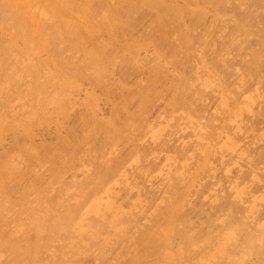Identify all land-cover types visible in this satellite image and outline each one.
<instances>
[{"label":"rangeland","instance_id":"1","mask_svg":"<svg viewBox=\"0 0 264 264\" xmlns=\"http://www.w3.org/2000/svg\"><path fill=\"white\" fill-rule=\"evenodd\" d=\"M106 1L107 4L111 5L113 0ZM182 1L180 0V5L185 0ZM243 1L245 2L243 3ZM253 1H226L227 3L224 2L225 6L224 3L222 4L226 10L218 13L219 16L210 5H206V3L204 5L203 2L199 1L198 4L201 6L197 5V7L200 6L199 8L203 10L202 14L204 13V15L201 14V17L194 14L185 15L186 18L193 16L197 22L195 21L193 26H190L193 27V44L191 43L193 47L191 51L193 52L190 51L192 54L186 57L187 65L184 68L180 62V55L184 60V52L180 49L179 39L174 36L169 44L175 49L177 61L169 60L170 48H167L166 45L160 46L149 43L148 39L141 37L145 32L147 34V28L150 29L149 26L153 19L152 12H145L139 16L140 20H137L139 18L136 17L137 11L136 14L132 13V16L135 14L137 18H133V21L136 20L137 23L135 25L132 23L133 27H130L132 28V30L130 29L132 32L129 30L131 36L129 32H126V37L129 35V39L127 37L126 41L135 40L137 43L134 44V49L124 60L120 57L114 59L115 62L107 69V76L109 77H107V83L103 82L106 86L102 83L91 82L88 79L78 80L77 86L72 89L73 94L70 91V96L68 94L63 99V102L69 100V105H72L64 119L60 117L61 114L55 113L52 105L50 107L53 110L48 105L46 112L52 111L48 113L49 116H52L50 117L52 120L48 118L47 121H38L40 123L36 121L37 123L31 124L32 126L28 129V133H30L28 136L22 134L14 137L11 133H4L1 136L0 156L8 153L11 156L8 157L19 168L15 188L11 190L15 194H19L24 184L25 187L30 183V180L32 183L35 182L32 179L34 180L36 176H39L40 181L48 185V193L43 200H38L33 191L28 194L27 204L33 207L30 214L34 216L37 215L39 204L60 211L65 209L64 200L71 204L75 202L76 197V201L80 200V193L71 185L73 182H70L71 176H74L72 177L73 180L83 182L84 176H92L98 170L100 171L99 167L98 170L96 169L99 163L101 164H99L100 167L108 166L115 171L111 181L107 184L110 191L105 199H108L94 200L98 203L99 214L96 217L89 215L91 218L89 216L81 218L79 215L72 223L68 234L60 236L59 239L58 237L51 238L47 249L37 254V258L42 261L35 263L26 259L24 263L42 264L46 263L45 260H47L49 264H52L53 261L54 264H182L183 262L166 259V256L169 255L168 252H175L180 249L185 256L191 257V261L195 264H227V259L212 254L215 248L218 249L221 246L222 240H225L227 235L228 225L224 223L225 218L222 219L224 212H229L226 209L227 202L230 204L233 202L235 209L232 211L236 215H240L239 212L246 208H251L253 212V203H255L257 208L256 214H253L255 219L253 221L249 217L250 220L248 221L249 223L251 220L253 221L251 222L253 225H249L254 228L260 225V221L262 223L264 217V48L260 46V38L257 35L249 34L250 36L247 35L248 37L244 39V33L235 31V27L240 24L243 25V22L248 26L252 25L255 30L257 29V23L255 21L250 22L254 18L250 12H255V9L257 14L260 13V9L254 5ZM229 2H233V6ZM177 3L179 0L173 3L174 6H179ZM235 4L237 5L236 8L234 7ZM251 6L254 7L251 9ZM247 9L251 11L249 12ZM244 11L247 15H243L245 20L241 15L242 13L245 14ZM140 12L142 13V11ZM175 13L178 14V12ZM182 17L184 16H180V19ZM185 17L182 19L184 20ZM241 17L243 18L242 21ZM246 17L249 23L246 22ZM188 20L189 18L181 22L184 23L182 24L183 28L189 27L194 22V20ZM235 22L237 25L234 24ZM257 25V27L264 26L261 22ZM127 29H129L128 26ZM134 35L135 37H133ZM94 36L97 41L107 37L103 32H98ZM139 37L140 39H138ZM159 49H165L160 58L155 54ZM167 51L168 56L166 57ZM255 52L260 56L258 62L253 61V53ZM80 58H82L80 53L75 54L74 63L78 64L81 61ZM153 75L156 76L154 81L151 80ZM92 83L95 84L92 85ZM108 84L112 89L111 87L107 88ZM118 85L119 87H117ZM187 86L189 107L176 106L173 110L170 105L167 107L177 89L185 90ZM89 95L90 97H88ZM124 100H127L124 110L114 115L115 112H112L114 109L111 106ZM15 101L16 103H12L11 111L8 113L11 112L13 116L19 118L23 112L24 115L30 110L32 112L31 106L25 105L26 107H24L22 103H19L26 100L18 101L15 99ZM70 101L74 103L71 104ZM20 107L24 108L21 109ZM26 108L27 111H24ZM78 113L91 119L94 117L95 120L91 121L89 118L87 122V118L85 119L84 116L85 120L80 121V114L76 116L77 118L75 117ZM69 114L72 116H70L71 119ZM111 116L112 119L113 117L115 119L112 122L114 128H118L119 135L116 138L108 139L107 137L110 136L108 131L109 135L104 131L98 132L99 135L92 132L91 129L97 124L96 121L102 119L103 122L100 120L99 122H105L108 125L111 123L109 120L112 121ZM22 117L19 119H25V116ZM73 117L76 119L79 117V121ZM71 122H75L72 123L73 129L71 128V131L74 130L73 134L76 133L75 130L77 131L74 137L68 133L70 128L67 131ZM58 123L60 126L63 125V127H59L62 128L59 134L55 130V125ZM74 126L77 128L74 129ZM68 134L74 139L68 137ZM82 134L90 143L85 141L86 139L83 138ZM124 134L127 135V138H124ZM29 136L34 143L33 145L39 147L40 151L45 146L51 151L60 136L67 138V140L73 139L69 141L76 147L68 143L69 146L62 148V157L54 160L46 158L45 162L33 160L30 167L27 168V165L21 162V160L24 161V158H22L23 154L20 149L30 148V145L25 143V141L30 142V138H26ZM76 141L80 142L76 145ZM32 142H30L31 145ZM85 143L86 145L83 146ZM23 144L27 147L22 146ZM87 145L90 146L89 151H87ZM11 148H14L13 153H10L12 151L8 152ZM81 148L83 149L80 152ZM105 153L106 155H104ZM71 154L73 155L74 168L65 166V159ZM98 155L101 156L98 157ZM90 160L92 161L90 162ZM62 166L63 169H60ZM56 170H59L60 174L62 173L60 181L53 176ZM186 185L190 186L189 189ZM182 187H184V193H181ZM146 195L150 197L147 199ZM180 196H186L183 202L181 201L183 197ZM87 199L79 206L81 211L87 205L85 204ZM134 200H136L135 204L132 202ZM94 201H90L88 205L94 204ZM107 202L109 206H107ZM170 202L175 204L172 205L171 203L170 205ZM176 202L179 206L182 204L178 210ZM222 202V207H220ZM11 204L13 207L17 205ZM170 206L176 212L178 211L183 218H176L178 222L173 219V222L176 223L174 225L176 226L175 231L167 241H164L159 238L160 228L168 223L169 218H162L161 214L163 210L166 213L172 210ZM259 210L260 212H258ZM13 211L12 213L15 214ZM7 212L5 211L6 218L13 216V214L10 215L11 213L6 214ZM19 212L22 216L18 219L19 221L8 218L12 224L9 222V226L7 223L9 229L6 228L13 237L15 234L21 236L23 227L19 225L25 227L32 220L26 218L28 214L25 211H23L24 215L20 210ZM136 213L139 215L136 216ZM163 214L165 213L163 212ZM211 215H219L218 217H220L212 218L215 224H212V219L207 218ZM133 216L139 218L136 229L143 230V235L136 237L138 232L134 229L123 231L131 223H125L122 219ZM242 219L244 220V218ZM247 220L244 221L247 222ZM32 221L38 223L37 220L36 222L35 220ZM11 226L13 227L11 228ZM13 228L14 230H12ZM248 228L251 230L249 226ZM122 232L124 233L122 234ZM120 233L121 235H119ZM185 237L193 240L195 244L187 245L189 240L186 242ZM208 238H210L208 244L200 242ZM147 246L152 247L147 248ZM101 248H103L102 251ZM135 248L136 251L134 252ZM98 251L101 256H99ZM230 253L238 256L240 252ZM175 254L179 255L178 252ZM98 256L100 257L99 260L97 259ZM183 264H188V262ZM242 264H251V260H246Z\"/></svg>","mask_w":264,"mask_h":264},{"label":"bare ground","instance_id":"2","mask_svg":"<svg viewBox=\"0 0 264 264\" xmlns=\"http://www.w3.org/2000/svg\"><path fill=\"white\" fill-rule=\"evenodd\" d=\"M199 1L203 2L204 5L205 3L206 5H210L218 14L222 12L224 8H226V7L223 8L222 4L224 2L227 3L229 0H191L188 2L185 0L184 2L186 3L184 4L183 2L182 4L181 2L182 5H180V0H179V3H177L179 6L176 5L174 6L173 4L178 2V0H113L111 5L107 4L106 0H0V139L4 133L7 134L11 133L13 134L14 137H17L18 135H22V134L23 136L24 135L28 136L30 134L28 133L29 132L28 129L30 128V126L33 125V123H37L38 121L40 122L47 121L48 118L50 119V117H52L49 116L48 114L49 112H52L51 110L47 109L49 112L48 113L46 112V107L48 105L49 107L52 105L51 107H53L55 113L57 115L61 114L60 117L64 119V117L69 113V110L71 109L70 107H72V105L71 106L69 105L68 102L69 100L68 101L65 100L63 102V99L66 98L69 92L72 91V89L77 86L76 82L78 80L88 79L91 82H98L100 84L107 83L106 81L109 78L107 76L108 75L107 69L119 57L120 59L124 60L126 56L134 49L133 46L137 42L135 40L126 41V38L129 36L127 35L126 37V32L127 33L129 32L130 34L132 32L131 31L132 28L130 27H133L132 23L133 25L137 23L135 22L136 20L133 21V18L134 19L136 17L138 18L139 16L145 14V12L151 11L152 12L151 16H153L152 17L153 19L149 26L151 30L147 28L148 29L147 34L145 32L147 37L145 36V34L141 37H143L144 39H148L149 43L155 45L157 44L160 46L166 45L167 48H170L169 56H168V51L165 53L166 57L168 56L169 60L177 61V59L175 58V49L173 46L169 45L170 41H172L171 38L176 36L181 44L180 49L184 52L183 53L184 60H182L181 57L182 55H180L181 58L180 62L183 64V68L186 67L187 65L186 57H189V54H192L190 53V51L193 48L192 47L193 27L190 26H193V24L197 19L194 20L193 16L187 17L189 18L188 21L194 20V22L192 23V25L190 24L189 27H185V28H183L182 26V24L184 23L181 22L187 19L185 17L186 14L200 15L201 17L203 10L199 8L201 6L200 4H198ZM244 2L245 1H243V3ZM253 2L255 3L254 5L260 9V13L257 14L256 10L254 9L256 14H253L255 12H250L251 10L247 9L250 12V15H253L255 18V20L253 18V21L250 22L255 21L257 24L260 22L264 24V0H254ZM225 3L223 4L224 6ZM229 3L232 5L233 2H229ZM229 3L228 5H230ZM197 5L200 6L197 7ZM34 6L35 8H37L36 11H34L35 9ZM236 6L237 5L235 4L234 7L236 8ZM248 7L250 9V6ZM252 7L254 6H251V9ZM32 8L33 10H31ZM139 10L142 11V13ZM233 10L235 9L233 8ZM136 11L138 14L135 17ZM248 11L246 12L247 14ZM175 12H178V14ZM132 13H135L133 14L134 17L132 16ZM174 13L177 15H175ZM246 13L245 14L240 13V14L243 17V15H246ZM182 15L185 17V19L183 20L182 18L184 17H182L181 18L182 21H181L180 16ZM202 15H204V13ZM243 18L241 19V21L243 20ZM137 20H140V17ZM231 20L233 19L231 18ZM248 21L249 20L247 18L246 22ZM234 24H236V22ZM257 24H256V28H257L256 30L252 27V25L248 26L244 22L243 25L236 24L237 27H235V31L237 30L240 31L241 33H244L243 36L244 39L245 37L250 36L249 34L257 35L260 38L259 40L260 46L264 48V26L257 27L258 26ZM233 25L232 27L235 26ZM127 26L129 27V29H127ZM138 26L140 27V25ZM98 32L105 33L107 37L100 41L99 40L97 41V39L94 38L95 37L94 34ZM149 33L150 35H148ZM133 37H135V35ZM241 38L242 37H240V39ZM138 39H140V37ZM164 52L165 49H159V51L155 52V54L158 58H160V56L164 54ZM77 53L78 54L80 53L82 58H80L81 61H79L78 64H75L73 61V57ZM259 60H260L259 54L256 52L253 53V61L258 62ZM151 80L152 81L156 80V76L153 75V77H151ZM94 84L92 83V85ZM109 87L111 86L108 84L107 88ZM117 87H119V85ZM187 92H188V86L185 87V90L178 88L176 94H174V96L171 97L170 102H168L167 107L170 105V107H172V110L176 106H182V107L186 106V108L187 106L189 107V97ZM68 96H70V94ZM88 97H90V95ZM15 99L18 101L26 100L25 102H19L22 103V106L24 107H26L25 105H27L28 107L31 106L32 112H30L31 111L30 110L29 112H25L26 115L23 114L24 112L20 114L22 116L24 115L25 119L23 118L24 116L23 117L21 116L23 119H19L21 118L19 114H17L19 115V118H17L15 115L13 116L11 112L8 113V111H11L12 103L14 102L16 103ZM74 102H72L71 104H73ZM126 103L127 100H124L123 102H116V104L114 103V106H111L112 109H114V111H112L115 112L114 115L124 110ZM24 111H27V108ZM79 114L80 113L76 114L75 117L77 115L79 116ZM80 115L81 117H83L82 119L81 117L80 119L78 117L80 121L85 120L86 118H87V122L89 121L88 119L90 117L88 118L86 115H84L85 116L84 119V116L82 114ZM70 116L71 115L69 114V118L71 119L72 116L71 117ZM93 118L94 117H92V119L90 118L91 121L95 120ZM113 119L111 116L112 121L109 120V122L111 123L114 122L115 119L114 120ZM99 120L96 121L97 124H95L94 127L92 123V127H93V129H91L92 132H95L97 134L98 132L101 131H104L105 133H107L108 131V133L110 134V136L107 137L108 139H114L119 135L118 128H114L115 126L113 125V123L112 124L108 123L107 125L105 124V122L102 123L103 122L102 119L100 120L102 122H99ZM72 123L73 122L69 124L70 127H68L67 131H69V128L71 131L72 125L75 122L73 124ZM55 126H56L55 130L56 132H58L57 134H59V131H61L62 129V128L60 129L59 127H63V125L60 126L58 123ZM75 127L77 128V126H74V129H76ZM81 127L78 128L81 129ZM122 129L125 130L124 128ZM70 131L68 133H71L70 135H72L73 137L77 133L76 130H75L76 132L75 134H73L74 130L71 132ZM70 135L68 134V137L73 138ZM83 135L84 134H82V136ZM60 137H58L59 140H57V144L54 145L51 151L46 146L43 148L42 151H40L39 147H35L33 145L34 143L32 142L30 136L26 137L27 139L30 138L29 140L30 142H32V145L29 141L28 143L30 144H28L25 141L27 145H30V148L26 150L20 149V152L23 154L22 158H24V161L21 160V162H24L28 168L30 167L31 162L33 160L45 162L46 158H50L54 160L62 157L61 155L62 148L67 146L68 143H70L69 140H73L74 138L73 139L70 138L67 140V138L65 139V137L64 138L62 137L60 138ZM75 138L78 139L79 137H75ZM83 138L86 139L85 141L90 143V141H88L86 137L83 136ZM124 138H127V135H125ZM80 140H82V138ZM78 142L80 141H76V145L78 144ZM85 145L86 143L83 144V146ZM22 146L27 147L25 144H23ZM74 147L73 149H76ZM89 147L87 145L86 147L88 148L87 151H89ZM82 149L83 148L80 149V152L82 151ZM12 150H14V148L9 149L8 152ZM76 152L78 151L76 150ZM10 153H13V151ZM104 155H106V153ZM8 156H9L8 153L2 154L0 156V264H28V263H24L26 259H30L36 263L42 261L37 258V254L40 252H44L47 249V246L51 238L58 237L59 239L60 236H64L68 234L72 223L79 215L81 218L83 217L85 218L88 217L89 215H91V217L92 216L96 217V215L99 214L100 210L98 209V203H96L97 201L95 202L94 200L95 199L100 200L103 198L105 199V197H108L110 188L107 187V184L111 181L110 179L114 176L115 171L114 169L109 168L108 166L100 167L99 166L100 163H99L96 169L98 170L99 167L100 171L98 170L97 172H95L94 170L95 173L92 174V176L89 175L84 176L85 178L83 179L84 180L83 182L73 180L72 177L74 176H71L70 179L72 180L70 182L73 181L71 185L74 188H76L80 193L79 194L80 200L76 201L77 199L76 197V199L74 200L75 202L72 204L65 202L64 200L65 209L60 211H55L50 206L39 204L37 208L38 209L37 215L34 216L30 214L31 209L33 207L28 206L27 204L28 194L29 192L32 193L33 191L35 197L38 200H43L48 193L47 192L48 185L41 182L39 176H36L34 180L32 179V181L35 182L32 183L30 180V183L27 186L24 187L25 184L23 185V188L20 190L19 194L18 193L15 194V192L12 190H14L15 183L18 179L19 168H17L16 165L14 164V161H12L11 158H9L11 156L9 157ZM99 156L101 155H98V157ZM79 157L81 158V156ZM91 159L93 160V158ZM92 160H90V162ZM24 163L23 165H25ZM65 166H69L70 168L75 167L72 154L66 157ZM60 169H63V166L60 167ZM61 174L59 170H56L53 176L54 178H57L56 180H59ZM116 182L118 181L116 180ZM186 187L188 188L190 186L186 185ZM183 190L184 187H182L181 193L183 192ZM148 197L150 196H147V199ZM185 197H183L182 199L180 198L182 202ZM173 198L175 199V196ZM85 199H87L85 204L88 205L90 201L91 202L94 201L93 202L94 204L90 203L91 205H88L87 209H85L87 206L85 205V207L81 211L79 206H81V204ZM135 201L136 200L132 201L133 204H135ZM8 203L11 205V207ZM11 203H15V205L17 204L16 205L17 208L16 206L13 207L12 206L13 204ZM171 203L172 202H170V205ZM106 204L107 206H109L108 202ZM173 204L175 203H172V205ZM222 204L223 202L220 204L221 205L220 207H222ZM176 205H178L177 210L179 209L180 206H182V204L179 206L177 202ZM253 205H254L253 212L251 211V208H246L243 211L239 212V214L241 213L240 215H236L235 212L232 211V209L233 210L235 209L233 202L231 204L230 202L229 203L227 202L226 209H228L229 212L228 211H227L228 213L224 212V214L222 215V219L225 218L224 223L228 225L227 230L225 229L227 231L226 232L227 235L225 236V240H222L221 246H219L218 249L215 248V251H213L212 253L216 257L221 256L227 259V264H242L246 260H251V264H264V217L262 219V223L260 221V225L256 226V228L249 225L251 224V222L254 221L255 216H253V214L255 215L257 211L256 204L253 203ZM171 207L172 206H170V208ZM18 208L22 213L23 211H25L28 214L26 218L35 220V222L37 220L38 223H34V221L31 220V222L27 224V226L25 227L18 224L20 227H23L22 229L23 231L21 233V236L18 235L16 236L15 234V236L13 237V235L11 236V232H8L9 230H7L8 225L10 226L11 223L8 218H13V220L15 221L21 218L22 216H20L21 213L19 212ZM171 209L172 210L167 211V213L165 210L162 211V214L160 213L162 218H169L168 223L165 226H161L160 228L161 234L159 238L163 239L164 241H167L170 238V236L174 233L173 231H175L176 226L174 225H176V223L173 222V219H175V222L176 221L178 222V219L183 218L181 217V214L178 211L176 212V210H173V207ZM5 211L7 212L6 214L11 213L10 215H12L13 214L12 211L15 214H13L12 217L6 218ZM163 212L165 214H163ZM258 212H260V210ZM22 215H24V213ZM135 215L138 216L139 214L136 213ZM215 215L207 216V218L210 219L220 218L218 217L219 215L218 216ZM91 217L89 216V218ZM249 217L253 219V221L251 220L250 223L248 222L250 220ZM176 218L178 219L176 220ZM242 218H244V220L248 219L247 220L248 223L245 222ZM138 219L139 218H135L134 216L129 218H123L122 221H125V223H131V225L123 231L125 232L134 229L137 230L138 232L136 237L138 235H143L144 234L143 230L140 231L136 229V226L139 224ZM7 223L9 224L7 225ZM213 223L215 224V222H213L212 219V224ZM248 226L250 227L251 230H249ZM12 227L13 226H11V228ZM20 227L18 228L20 229ZM12 230H14V228ZM124 232H122V234ZM119 235H121V233ZM203 238L205 239V237ZM188 240L189 238L187 239L185 237V241L187 242ZM209 241L210 238L200 242H202L203 244H208ZM194 244L195 242L193 240H189L187 245H194ZM149 247L152 246H147V248ZM102 250L103 248H101V251ZM135 251L136 248L134 249V252ZM176 252H178L179 255L175 254ZM230 252H240V253L238 256H234ZM23 253H27V254H23ZM168 254L169 255L166 256V259L168 260H173L183 263L188 262V264H195L194 262L191 261L192 260L191 257L185 256L183 251L180 249L175 252L172 251L168 252ZM99 256H101L100 252H99ZM99 256L97 257L98 260L100 259ZM45 262L46 263H42V264H49L47 260H45ZM54 263L55 262L53 261L52 264Z\"/></svg>","mask_w":264,"mask_h":264}]
</instances>
